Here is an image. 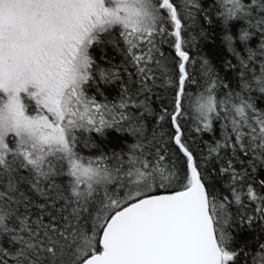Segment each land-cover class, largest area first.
I'll return each mask as SVG.
<instances>
[{"label":"snow or ice","instance_id":"6c2138e0","mask_svg":"<svg viewBox=\"0 0 264 264\" xmlns=\"http://www.w3.org/2000/svg\"><path fill=\"white\" fill-rule=\"evenodd\" d=\"M0 264H264V0H0Z\"/></svg>","mask_w":264,"mask_h":264}]
</instances>
